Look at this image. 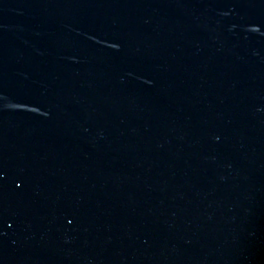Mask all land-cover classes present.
Returning a JSON list of instances; mask_svg holds the SVG:
<instances>
[{"label":"water","instance_id":"1","mask_svg":"<svg viewBox=\"0 0 264 264\" xmlns=\"http://www.w3.org/2000/svg\"><path fill=\"white\" fill-rule=\"evenodd\" d=\"M0 264H264V0H0Z\"/></svg>","mask_w":264,"mask_h":264}]
</instances>
